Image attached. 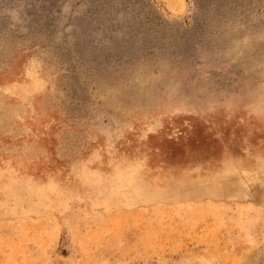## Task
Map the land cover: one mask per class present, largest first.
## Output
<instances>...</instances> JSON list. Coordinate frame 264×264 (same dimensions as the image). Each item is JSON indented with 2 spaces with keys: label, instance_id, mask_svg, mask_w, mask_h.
Here are the masks:
<instances>
[{
  "label": "rangeland",
  "instance_id": "1",
  "mask_svg": "<svg viewBox=\"0 0 264 264\" xmlns=\"http://www.w3.org/2000/svg\"><path fill=\"white\" fill-rule=\"evenodd\" d=\"M0 264H264V0H0Z\"/></svg>",
  "mask_w": 264,
  "mask_h": 264
}]
</instances>
